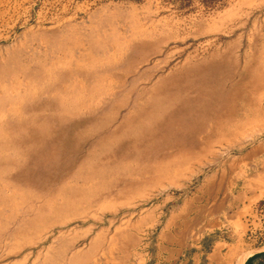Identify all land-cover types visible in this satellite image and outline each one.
<instances>
[{"label": "rangeland", "instance_id": "1", "mask_svg": "<svg viewBox=\"0 0 264 264\" xmlns=\"http://www.w3.org/2000/svg\"><path fill=\"white\" fill-rule=\"evenodd\" d=\"M262 78L264 0H0V264L154 252L264 137Z\"/></svg>", "mask_w": 264, "mask_h": 264}, {"label": "crops", "instance_id": "2", "mask_svg": "<svg viewBox=\"0 0 264 264\" xmlns=\"http://www.w3.org/2000/svg\"><path fill=\"white\" fill-rule=\"evenodd\" d=\"M199 190L208 198L198 193L171 206L158 231L157 249L142 253L134 264H261L264 249L243 255L255 246L263 227L264 137L229 156ZM203 199L206 203H200ZM199 213L202 223H186L189 215L194 219ZM187 232L200 236L187 241Z\"/></svg>", "mask_w": 264, "mask_h": 264}, {"label": "bare ground", "instance_id": "3", "mask_svg": "<svg viewBox=\"0 0 264 264\" xmlns=\"http://www.w3.org/2000/svg\"><path fill=\"white\" fill-rule=\"evenodd\" d=\"M23 98V97H22ZM77 100V99H76ZM79 103V102H78ZM75 105V104H74ZM78 105V104H77ZM155 110V109H154ZM152 113V112H151ZM152 115V114H151ZM153 116V115H152ZM154 119H156V118H154ZM159 119V118H158ZM137 120V119H136ZM161 121V120H160ZM138 122H139V120H138ZM142 122H144V121H142ZM172 122H173V120H172ZM130 123V122H129ZM139 124V123H138ZM143 124V123H142ZM168 126V125H167ZM143 128V127H142ZM148 128V127H147ZM149 134V133H148ZM137 135V134H136ZM140 138V137H139ZM97 159H99V158H97ZM106 160V159H105ZM99 163H100V161H99ZM103 172V171H102ZM24 233V232H23ZM52 262V261H51Z\"/></svg>", "mask_w": 264, "mask_h": 264}]
</instances>
